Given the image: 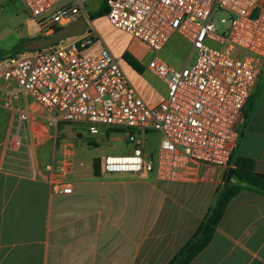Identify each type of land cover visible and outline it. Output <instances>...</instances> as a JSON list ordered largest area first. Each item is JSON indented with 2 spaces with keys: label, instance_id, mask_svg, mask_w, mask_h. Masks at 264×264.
<instances>
[{
  "label": "built area",
  "instance_id": "built-area-1",
  "mask_svg": "<svg viewBox=\"0 0 264 264\" xmlns=\"http://www.w3.org/2000/svg\"><path fill=\"white\" fill-rule=\"evenodd\" d=\"M40 33L52 35L87 12L89 0H22ZM260 0H106L117 28L146 43L156 54L147 67L167 86L165 98L147 102L95 31L72 40L0 59V106L10 107L4 159L25 164L20 174L41 177L52 188L72 192L74 159L64 156L41 167L39 143L47 125L86 123L125 130L133 148L108 154V173H152L158 180L191 182L202 166L228 167L239 124L264 64V8ZM191 43L183 67L159 56L174 34ZM37 106V107H36ZM159 131L156 156L148 134ZM64 147H67L64 144Z\"/></svg>",
  "mask_w": 264,
  "mask_h": 264
},
{
  "label": "crops",
  "instance_id": "crops-1",
  "mask_svg": "<svg viewBox=\"0 0 264 264\" xmlns=\"http://www.w3.org/2000/svg\"><path fill=\"white\" fill-rule=\"evenodd\" d=\"M261 8L264 0L254 14ZM166 95L167 86L149 103ZM248 99L253 108L245 106L249 117L243 115L235 148L264 172V64ZM0 107L6 111L0 135V264H166L199 226L229 167L204 165L194 181L167 182L149 172L105 175L102 160L96 172L95 158L91 172L80 168L84 172L77 174L74 143L59 142L36 106L35 120L45 129L41 167L55 149L56 160L74 159L73 190L65 193L39 176L20 174L25 164L14 161L13 153L2 163L11 112ZM49 141L52 148L42 155L40 147ZM190 264H264V195L238 193L211 242Z\"/></svg>",
  "mask_w": 264,
  "mask_h": 264
},
{
  "label": "rangeland",
  "instance_id": "rangeland-1",
  "mask_svg": "<svg viewBox=\"0 0 264 264\" xmlns=\"http://www.w3.org/2000/svg\"><path fill=\"white\" fill-rule=\"evenodd\" d=\"M101 3L102 0H89L87 12H95ZM90 28L105 42L114 56L120 58L124 72L147 102L152 101V97L166 91L165 83L147 67L156 52L146 43L135 38L129 32L115 27L106 15L94 18ZM39 32L40 28L36 20L30 17L22 0H0V52L8 53L20 43L27 44L30 41H35ZM72 39L67 38L64 41ZM127 51L139 63L140 69H135L124 58L123 55ZM190 51L191 43L176 33L159 52V56L176 67H183ZM5 113V109L0 107V135L4 129ZM51 131L59 142L71 141L74 143L78 152V161L75 165L77 174L84 172L80 171V168L91 172L95 158L103 161L108 154H126L133 148V145L128 141L126 132H108V128L103 126L100 127V132L95 135L89 132L86 123L79 122H60ZM147 137L151 141V151L153 150L156 156L161 133L152 131ZM52 144V141H49L41 145L40 153L42 155L46 152L49 153ZM81 162L82 166H80ZM102 173L108 175L104 170Z\"/></svg>",
  "mask_w": 264,
  "mask_h": 264
},
{
  "label": "trees",
  "instance_id": "trees-1",
  "mask_svg": "<svg viewBox=\"0 0 264 264\" xmlns=\"http://www.w3.org/2000/svg\"><path fill=\"white\" fill-rule=\"evenodd\" d=\"M108 7L106 0H102L101 6L93 13H89L93 20L97 16L107 15ZM39 35L36 38L43 37ZM34 40V39H32ZM29 41V40H28ZM24 51H32L25 43H20L12 51L0 52V59L4 56H16ZM124 58L135 69H140L139 63L128 51L124 53ZM250 111V101H247ZM245 118L249 117V113H244ZM108 132H122L123 129L108 128ZM242 132H240V135ZM96 144L95 142H92ZM257 161L251 157L241 155L237 148H234L229 167L227 168L224 180L216 188L213 200L208 207L207 212L202 218L199 226L192 236L183 244V246L171 257L166 264H190V262L198 256L201 251L211 242L215 232L223 218L230 201L242 190L251 189L264 195V172L257 168ZM96 172L100 171L101 160L95 159L94 162Z\"/></svg>",
  "mask_w": 264,
  "mask_h": 264
},
{
  "label": "water",
  "instance_id": "water-1",
  "mask_svg": "<svg viewBox=\"0 0 264 264\" xmlns=\"http://www.w3.org/2000/svg\"><path fill=\"white\" fill-rule=\"evenodd\" d=\"M90 24L85 16L81 15L70 24L56 30L52 35L37 38L26 45L29 49H42L62 42L67 38L81 35L89 30Z\"/></svg>",
  "mask_w": 264,
  "mask_h": 264
}]
</instances>
